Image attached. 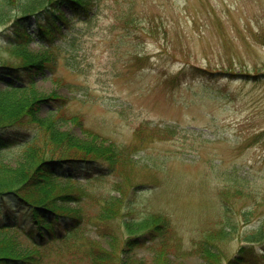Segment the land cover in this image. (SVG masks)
<instances>
[{"label": "rangeland", "instance_id": "1", "mask_svg": "<svg viewBox=\"0 0 264 264\" xmlns=\"http://www.w3.org/2000/svg\"><path fill=\"white\" fill-rule=\"evenodd\" d=\"M24 3L9 0L0 5V64L22 63L10 56L8 36H13L11 26L22 16ZM96 4L95 10L86 12L59 7L53 16L65 21L60 36L50 42L55 64L36 79L38 88L60 96L68 116H79L85 127L127 148L135 164L122 167L118 175L78 181L86 191L84 200L69 205L89 218L78 233L79 243L86 249L95 240L112 252L116 262L126 257L155 264L157 239L130 251L126 248V208L138 219L151 213L168 217L167 236L175 247L168 248L170 264H204L196 243L223 226L229 229L219 233L228 238L218 244L222 259L215 264H227L248 235L255 236L251 239L260 253L264 250V0H98ZM26 23L34 37L28 50L51 57L39 45L34 19ZM157 25L167 31L166 39L157 36ZM49 110L44 105L41 115ZM123 182L127 183L121 187V217L100 230L115 232V241L108 235L100 238L94 225L97 202L119 196L114 185ZM48 251L49 264L57 260L86 264L84 251L69 256L71 261ZM58 254L67 257L66 250Z\"/></svg>", "mask_w": 264, "mask_h": 264}, {"label": "trees", "instance_id": "2", "mask_svg": "<svg viewBox=\"0 0 264 264\" xmlns=\"http://www.w3.org/2000/svg\"><path fill=\"white\" fill-rule=\"evenodd\" d=\"M8 1L0 0V5ZM97 1L25 0L19 10L22 16L11 26L13 36H8L10 56L22 63L0 64V264H49V249L55 250L56 255L66 261L73 260L69 256L75 258L84 251L86 264H144L126 257L116 262L112 252L100 248L95 240L90 241L94 245L88 244L85 249L84 244L79 243L78 233L89 218L79 207L69 205H78L84 200L86 191L78 186L81 179L91 181L118 175L122 167H134L128 149L106 141L85 127L79 116H68L57 93H46L36 85L37 77L55 64L50 42L53 37L60 36L58 31L65 20L53 15L58 13L61 5L84 12L95 10ZM31 19H34L32 25L39 45L49 50L51 57L28 50L27 46L34 40L26 23ZM156 27L157 36L161 34L166 39L167 31L158 29L160 25ZM44 105L50 110L42 116ZM126 183L114 185L119 196L102 197L97 202L94 225L100 238L108 235L115 241V232L107 234L100 230L109 221L121 217L124 196L121 187ZM125 215L132 218L123 222L126 248L130 251L157 239L155 264H170L168 248L172 251L175 247L167 236L171 229L168 217L151 213L138 219L126 208ZM220 229L204 234L196 243V253L204 264H215L222 259L217 246L228 237L219 233ZM226 229L229 228L223 226L221 230ZM139 232L143 234L135 235ZM83 237L80 234L81 240ZM251 238L255 236L248 235L244 239L245 245L239 247L238 253L227 264H264V250L255 251ZM62 250L67 251V257L58 254ZM55 264H64V261L57 260Z\"/></svg>", "mask_w": 264, "mask_h": 264}]
</instances>
